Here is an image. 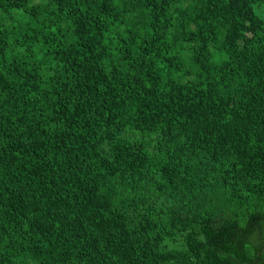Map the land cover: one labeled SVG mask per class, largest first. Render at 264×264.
<instances>
[{"label": "trees", "instance_id": "1", "mask_svg": "<svg viewBox=\"0 0 264 264\" xmlns=\"http://www.w3.org/2000/svg\"><path fill=\"white\" fill-rule=\"evenodd\" d=\"M0 264H264V0H0Z\"/></svg>", "mask_w": 264, "mask_h": 264}]
</instances>
